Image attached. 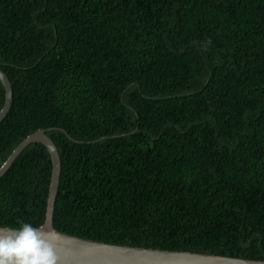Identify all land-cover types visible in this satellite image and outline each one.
Returning a JSON list of instances; mask_svg holds the SVG:
<instances>
[{
    "label": "trees",
    "instance_id": "trees-1",
    "mask_svg": "<svg viewBox=\"0 0 264 264\" xmlns=\"http://www.w3.org/2000/svg\"><path fill=\"white\" fill-rule=\"evenodd\" d=\"M0 67V165L46 130L56 229L264 259V0H0ZM51 172L19 152L1 226L43 223Z\"/></svg>",
    "mask_w": 264,
    "mask_h": 264
},
{
    "label": "water",
    "instance_id": "water-1",
    "mask_svg": "<svg viewBox=\"0 0 264 264\" xmlns=\"http://www.w3.org/2000/svg\"><path fill=\"white\" fill-rule=\"evenodd\" d=\"M0 81L4 86V102L0 108L1 121L12 101L11 82L1 67ZM32 141L43 143L51 156L52 172L45 217L43 223L37 228L42 229L46 234L44 238L57 256V264H264V259L111 243L80 237L56 229L53 225V212L61 164L57 146L44 128H38L29 133L14 147L0 165V176L7 171L19 152ZM18 229L0 225V236H14Z\"/></svg>",
    "mask_w": 264,
    "mask_h": 264
},
{
    "label": "clouds",
    "instance_id": "clouds-1",
    "mask_svg": "<svg viewBox=\"0 0 264 264\" xmlns=\"http://www.w3.org/2000/svg\"><path fill=\"white\" fill-rule=\"evenodd\" d=\"M42 229L23 224L14 236H0V264H57Z\"/></svg>",
    "mask_w": 264,
    "mask_h": 264
}]
</instances>
